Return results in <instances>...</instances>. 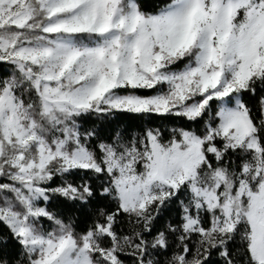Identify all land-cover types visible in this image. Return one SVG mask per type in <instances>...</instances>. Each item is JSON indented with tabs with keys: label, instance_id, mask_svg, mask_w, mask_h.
Masks as SVG:
<instances>
[{
	"label": "snow or ice",
	"instance_id": "6c2138e0",
	"mask_svg": "<svg viewBox=\"0 0 264 264\" xmlns=\"http://www.w3.org/2000/svg\"><path fill=\"white\" fill-rule=\"evenodd\" d=\"M0 264H264V0H0Z\"/></svg>",
	"mask_w": 264,
	"mask_h": 264
}]
</instances>
